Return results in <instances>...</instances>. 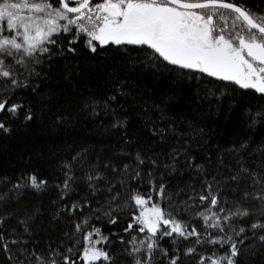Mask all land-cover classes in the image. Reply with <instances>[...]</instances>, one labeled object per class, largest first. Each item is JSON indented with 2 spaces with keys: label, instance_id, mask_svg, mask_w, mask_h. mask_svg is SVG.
Here are the masks:
<instances>
[{
  "label": "trees",
  "instance_id": "trees-1",
  "mask_svg": "<svg viewBox=\"0 0 264 264\" xmlns=\"http://www.w3.org/2000/svg\"><path fill=\"white\" fill-rule=\"evenodd\" d=\"M233 2L264 14V0ZM53 38L57 43L40 63L29 61L25 68L6 59L22 86L11 87L0 78V100L22 106L15 117L0 113V118L7 115L2 122L8 128L0 130V234L9 242L7 252L0 244V264H36L33 250L47 257L52 249L66 253L73 248L78 258L85 242L75 225L85 220V231L99 228L108 237V243L96 247L114 255V264H134L125 251L131 247L128 241L147 233L137 231L141 226L133 222L141 211L130 199L136 192L152 196L146 207L158 203L203 234L200 244L194 243L196 237L179 238L176 245L164 238L160 245L169 257L156 252L154 264H168L174 249L183 264L223 255L228 245L207 243L217 233L197 216L208 207L199 200L206 182L221 190L226 208L249 210L231 222L246 229L241 236L230 233L241 250L237 264H264V243L250 227L257 220L264 223V210L260 201L244 196L264 188L255 183L264 181V119L255 115L264 111V95L150 60L137 46L110 44L93 53L84 35L71 45V33ZM31 175L47 182L42 190L14 187L26 185ZM160 185L163 198L155 191ZM73 204L80 207L70 213ZM109 209L116 224L105 215ZM130 222L133 230L126 232ZM186 247L196 251L185 256Z\"/></svg>",
  "mask_w": 264,
  "mask_h": 264
},
{
  "label": "snow or ice",
  "instance_id": "snow-or-ice-1",
  "mask_svg": "<svg viewBox=\"0 0 264 264\" xmlns=\"http://www.w3.org/2000/svg\"><path fill=\"white\" fill-rule=\"evenodd\" d=\"M61 33L72 34L70 45L76 43L80 35H84L85 44L93 53L97 52L98 47L109 44L137 46L145 50L150 60L173 66L182 72H195L217 81L232 83L241 89H253L264 95V14L257 15L233 0H98L95 3L93 0H58L56 4L52 0H0V78L11 87L22 86L14 77L12 64L6 63V59L12 58L15 64L25 68L29 61L40 63L41 56L51 53L50 45L57 43L53 37ZM68 51L75 53L76 49L69 47ZM21 107L19 104H9L7 99L0 100V113L15 117ZM255 115L264 119V111ZM6 118L7 115L0 118V130L5 132L8 128L2 121ZM31 118V115L26 117L29 120ZM251 122L256 123L255 118ZM116 126H120V123ZM137 159L143 163L139 156ZM241 171L246 172L247 169L242 167ZM99 178L89 176V180ZM70 179L65 180L62 199L69 190ZM232 179L235 181L239 177L233 176ZM27 181L26 185L17 184L14 187H31L40 191L47 183L38 180L35 175L29 176ZM255 183L264 184V181L257 178ZM155 191L157 196L164 197L163 185ZM205 191L206 194H201L199 200L201 204L207 202L208 207L197 213V216L203 220L206 229H214L217 233L206 242L221 247L227 244L228 248L223 255L201 256L198 264H205L206 260L208 264H237L236 258L240 256L241 250L230 233L241 236L246 229H236L231 222L248 216L249 210L239 206L226 208L224 205L227 202L222 200L221 190L214 183L206 182ZM249 195L260 201L261 209L264 210V188L251 194L244 193L245 198ZM130 199L141 209L138 216H133V222L141 226L136 230L141 233L147 230L143 238L137 240L133 235L128 241L131 247L125 251L133 258L134 264H154L156 252L169 257V250L160 245V241L166 237L171 238L174 245L179 238L188 240L190 237H196L195 244L202 243L203 234L195 226L190 227L177 219L158 203H153L146 214L143 206L152 200L151 195L145 197L143 193L136 192ZM78 207V204H73L69 212H75ZM113 211L109 209L105 215L109 216V223L116 224ZM205 212L212 215H205ZM22 223L27 230V220ZM87 223L85 220L83 224L75 225L76 232L84 233L85 242L84 247L78 250V258H73L76 257L73 248H68L66 253L52 249L47 257L33 250L30 256L35 257L36 264H80V261L95 264L101 260L106 264H114V255L105 248L96 247L102 242L108 243V237L99 228L85 231L83 225ZM250 227L253 235L264 243V234H261L264 232V223L257 220ZM131 230L132 222L125 231ZM219 233L225 234L220 236ZM93 236L99 239L93 240ZM244 239H247L246 235L240 244H243ZM8 243L0 234V244L6 252ZM10 243L15 244L17 241L12 240ZM195 251L194 247H186L183 254L188 256ZM141 253L143 255H139ZM178 262L183 264L181 255L174 249L168 264Z\"/></svg>",
  "mask_w": 264,
  "mask_h": 264
},
{
  "label": "rangeland",
  "instance_id": "rangeland-1",
  "mask_svg": "<svg viewBox=\"0 0 264 264\" xmlns=\"http://www.w3.org/2000/svg\"><path fill=\"white\" fill-rule=\"evenodd\" d=\"M70 15H72V14H70ZM95 43V42H94ZM110 45V44H109ZM251 90H253V89H251ZM143 209L146 211V214H147V212H148V210H150L151 209V207H146L145 205L143 206ZM161 227H163L162 225H161Z\"/></svg>",
  "mask_w": 264,
  "mask_h": 264
},
{
  "label": "water",
  "instance_id": "water-1",
  "mask_svg": "<svg viewBox=\"0 0 264 264\" xmlns=\"http://www.w3.org/2000/svg\"><path fill=\"white\" fill-rule=\"evenodd\" d=\"M96 1H98V0H93V3L96 2ZM57 2H58V0H57ZM70 6H72V5L70 4Z\"/></svg>",
  "mask_w": 264,
  "mask_h": 264
}]
</instances>
